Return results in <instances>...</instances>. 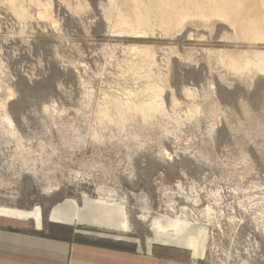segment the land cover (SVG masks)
I'll use <instances>...</instances> for the list:
<instances>
[{"label": "rangeland", "instance_id": "374dc122", "mask_svg": "<svg viewBox=\"0 0 264 264\" xmlns=\"http://www.w3.org/2000/svg\"><path fill=\"white\" fill-rule=\"evenodd\" d=\"M245 1L0 0V206L125 210L128 232L73 227L143 251L176 219L203 257L151 253L264 264V0Z\"/></svg>", "mask_w": 264, "mask_h": 264}, {"label": "crops", "instance_id": "0c3cea01", "mask_svg": "<svg viewBox=\"0 0 264 264\" xmlns=\"http://www.w3.org/2000/svg\"><path fill=\"white\" fill-rule=\"evenodd\" d=\"M100 214L80 212L68 199L53 205L49 223L45 224L39 206L32 210L0 206V264H202L151 253L156 243L187 249L193 257H203L204 247L195 239L198 233L190 237L183 235L184 226L176 219L154 218L151 221L153 236L147 241V251L119 242L124 239L119 235L100 234L99 238L90 239L93 233L73 227L77 224L129 231L125 210L109 216ZM142 219L147 220V215L143 214ZM170 230L174 231L173 235L168 234Z\"/></svg>", "mask_w": 264, "mask_h": 264}, {"label": "bare ground", "instance_id": "6f19581e", "mask_svg": "<svg viewBox=\"0 0 264 264\" xmlns=\"http://www.w3.org/2000/svg\"><path fill=\"white\" fill-rule=\"evenodd\" d=\"M248 1H249V0H248ZM254 2H255V1H254ZM248 3H249V2H247V1H245V0H235V4L237 5V9H238L237 11L239 12V14H241V16H245V17L247 16V18L249 17V16H248L249 14H250V16H251V13H254V12H255V11L253 12V8H251L250 4H248ZM257 7L259 8V6H257ZM257 7H256V8H257ZM256 8H254V9H256ZM258 8H257V9H258ZM257 9H256V10H257ZM259 9H260V11L262 10L261 8H259ZM260 11L257 10L256 15L259 14V15L261 16V14H263V11H262L261 14L259 13ZM254 14H255V13H254ZM259 15H258V16H259ZM253 16H254V15H253ZM254 17H255V16H254ZM254 17H253V19H254V20L257 19V21H258V19H261V17H260V18H258V17H255V18H254ZM250 18H252V17H250ZM250 18H249V19H250ZM254 20H253V21L250 20L249 22H250V23H252V22L255 23ZM257 21H256V22H257ZM250 23H249V24H250ZM254 23H253V24H254ZM254 25L256 26L257 29H260V24H259L258 22L255 23ZM251 26H252V25H251ZM251 26H250V27H251ZM251 28H252V27H251ZM253 28H254V26H253ZM253 28H252V29H253ZM256 28H255V29H256ZM255 29H253V30H255ZM259 35H260V36H258V37H261V36L264 37V32H260Z\"/></svg>", "mask_w": 264, "mask_h": 264}]
</instances>
